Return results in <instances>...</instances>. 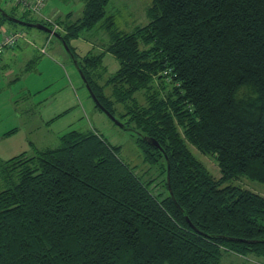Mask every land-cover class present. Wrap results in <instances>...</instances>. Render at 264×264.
I'll return each instance as SVG.
<instances>
[{"label": "trees", "instance_id": "trees-1", "mask_svg": "<svg viewBox=\"0 0 264 264\" xmlns=\"http://www.w3.org/2000/svg\"><path fill=\"white\" fill-rule=\"evenodd\" d=\"M110 2L86 0L56 33L100 104L137 132L161 190L97 132L0 159V264H264V197L233 184L264 186V0H153L131 33L113 28ZM4 22L20 25L0 12V34ZM99 26L111 31L105 52L78 60L70 39ZM105 53L120 69L100 85ZM190 146L216 160L219 180Z\"/></svg>", "mask_w": 264, "mask_h": 264}, {"label": "rangeland", "instance_id": "rangeland-1", "mask_svg": "<svg viewBox=\"0 0 264 264\" xmlns=\"http://www.w3.org/2000/svg\"><path fill=\"white\" fill-rule=\"evenodd\" d=\"M152 2L111 0L106 8L107 17L114 21L113 28L131 33L148 24L147 12ZM85 5L86 0H46L42 14L31 15L35 20L48 22L47 19H53L51 30L53 28L55 32L63 33L64 28L55 23L57 16L65 17L71 13L75 21L83 16ZM0 7L7 11L15 8L7 0H0ZM16 32L22 35L17 47L6 49L0 60V159L8 160L22 153L33 156L36 150L56 148L60 143L59 138L69 131L97 132L108 144L118 148L120 158L133 168L144 183L154 179L148 186L154 194L160 192V177L156 178L157 170L145 162L139 135L132 128L124 130L118 126L96 105L75 61L62 42L36 28L8 22L2 24L0 38L4 33ZM85 34L69 41V46L81 61L91 54L104 53L105 46L110 42L111 31L99 26ZM42 49L47 52L43 54ZM102 67L104 69L96 71L100 85L116 74L120 64L113 55L105 53ZM110 92L108 89L107 93ZM118 108L120 113L122 107ZM116 119H120L119 114H116ZM15 129L17 132L8 135ZM190 149L212 176L219 180L221 172L216 160L201 154L192 146ZM233 184L264 197V186L247 178H240ZM250 260L251 264L256 262L252 257ZM244 261L228 254L223 258L224 264H246Z\"/></svg>", "mask_w": 264, "mask_h": 264}, {"label": "built area", "instance_id": "built-area-1", "mask_svg": "<svg viewBox=\"0 0 264 264\" xmlns=\"http://www.w3.org/2000/svg\"><path fill=\"white\" fill-rule=\"evenodd\" d=\"M46 0H7L9 4H12L15 8L19 9L21 12L30 13L32 15H41L45 5ZM47 21L51 24L53 19L49 18ZM55 31V30H53ZM21 33H4L0 38V56L4 54L6 49L15 47L19 39L21 38ZM42 53L45 54V49H42Z\"/></svg>", "mask_w": 264, "mask_h": 264}, {"label": "water", "instance_id": "water-1", "mask_svg": "<svg viewBox=\"0 0 264 264\" xmlns=\"http://www.w3.org/2000/svg\"><path fill=\"white\" fill-rule=\"evenodd\" d=\"M0 12L3 13V15L5 17H8L11 21L15 22L16 24H20V25H27L28 27L30 28H36L40 31H43L45 33H48L52 36H54L55 38L59 39L60 41H62L63 43V46L66 48L67 52L69 53V55H71L72 59H73V55L71 54V50L70 48L67 46L66 42H64L62 39V37L56 33L55 31L51 30L49 27L45 26V25H42V24H32V23H25V22H22L20 20H17V19H14V18H10L6 13L3 12V10L0 8ZM75 61V64L78 68V64H77V61ZM78 70L80 71L82 77H83V80H84V83L86 84L90 94H91V97L93 98V100L95 101L96 105L101 109L103 110L104 112L107 113V115H109L111 117V119L120 127H123V124L118 121L110 112H108L99 102V100L97 99V97L95 96V94L93 93L92 89L90 88V86L87 84V80L82 72L81 69L78 68ZM148 143H150L152 146H154L155 148L157 149H161L160 148V145L155 141V140H146ZM162 150V149H161ZM170 170V166L168 165V171Z\"/></svg>", "mask_w": 264, "mask_h": 264}, {"label": "crops", "instance_id": "crops-1", "mask_svg": "<svg viewBox=\"0 0 264 264\" xmlns=\"http://www.w3.org/2000/svg\"><path fill=\"white\" fill-rule=\"evenodd\" d=\"M57 17H59V15H58ZM42 38H44V37H42ZM15 47H17V46H15ZM15 47H13V48H9V49H14ZM9 49H8V50H9ZM8 50H7V51H8ZM46 52H47V51H46ZM3 56H4V54L0 57V60H1V58H2ZM25 56H26L27 58L29 57L27 54H26Z\"/></svg>", "mask_w": 264, "mask_h": 264}]
</instances>
